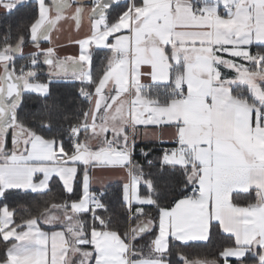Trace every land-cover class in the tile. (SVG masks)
<instances>
[{
    "label": "snow or ice",
    "instance_id": "6c2138e0",
    "mask_svg": "<svg viewBox=\"0 0 264 264\" xmlns=\"http://www.w3.org/2000/svg\"><path fill=\"white\" fill-rule=\"evenodd\" d=\"M33 2L27 36L9 26L0 42V198L47 196L54 180L65 198L34 214L0 206V264H264V0H128L115 17L121 0ZM25 6L0 0L6 15ZM85 14L88 31L68 38L78 54L60 57L53 31L79 33ZM95 49L108 53L96 75ZM54 79L79 82L87 103L67 128L55 104L21 115ZM142 131L171 137L155 174L134 158ZM115 169L126 222L91 190L93 170ZM220 234L214 257L181 250Z\"/></svg>",
    "mask_w": 264,
    "mask_h": 264
},
{
    "label": "trees",
    "instance_id": "16d2710c",
    "mask_svg": "<svg viewBox=\"0 0 264 264\" xmlns=\"http://www.w3.org/2000/svg\"><path fill=\"white\" fill-rule=\"evenodd\" d=\"M128 1L121 2L119 7L112 8L111 15L115 17L120 11H122L123 6ZM34 2L29 1L26 3L25 7H20L18 10L14 11L11 15H6V13H0V42L3 41L4 34L8 30L9 26L11 28V36L13 42H15V38L18 33L22 32L25 36H27L28 26L32 22V19L35 15L34 12ZM28 46V45H26ZM252 52L258 51L257 48L253 47L251 49ZM94 65H93V74H97V69L102 70L103 65L106 63L104 59L108 53L104 50H95L94 51ZM26 56V55H25ZM17 66L21 63H24V59L20 56L17 57ZM43 67V66H42ZM40 81L47 82L46 76H40ZM51 95L48 96L47 101L43 100L39 96L35 94H26L25 96V106L21 115H31V114H39L44 110L45 103L50 105L55 104L59 106L58 112L54 113V119L56 121V126L62 125L64 128H67L70 124H74L79 115L82 113V110L87 108V103L82 100L79 96V88L81 87L79 82H57L53 81L50 85ZM48 135H52L49 133ZM150 143H137L136 145V155L135 159L140 163L145 165V172H152L155 174L159 171V162L157 157L161 154V147ZM70 145L67 141V136H65V148H69ZM143 148L149 152L147 159L153 160L156 163V167L148 168L146 159L140 155V149ZM121 188L122 184L115 183L107 186L103 189L105 195L103 197V202L109 206V211L107 213H103L104 215L111 214L114 219L118 218L121 221L127 220V216L121 208L120 197H121ZM81 188L79 184L75 186V195H73L72 199H76L80 194ZM190 191V189H189ZM100 192V191H99ZM96 192V193H99ZM254 195V194H253ZM62 197L59 194V185L57 181H53L52 183V192H50L47 196H37L36 194H9L6 199H0V206L7 204L10 209H19L20 206H27L28 209L34 214L37 206L41 209L48 207L52 203H61ZM153 216L156 215L155 209L147 210ZM21 214H27L17 212V218ZM224 234L214 235L212 244L207 247H193V248H184L182 251L189 254L190 258L203 257L207 255L209 258L214 257L218 254L220 250V246L227 244V241L223 238ZM149 239V237H145L144 241H137L138 244L144 243ZM178 243V242H177ZM146 251V250H145ZM176 249H173L175 253ZM176 257L173 255V262L175 264ZM222 264V262H221Z\"/></svg>",
    "mask_w": 264,
    "mask_h": 264
},
{
    "label": "crops",
    "instance_id": "0c3cea01",
    "mask_svg": "<svg viewBox=\"0 0 264 264\" xmlns=\"http://www.w3.org/2000/svg\"><path fill=\"white\" fill-rule=\"evenodd\" d=\"M33 0H26V3ZM128 1V0H125ZM121 2H124L121 0ZM0 13H6V10L0 7ZM89 23L87 19V14H85V18L83 21V26L80 29L79 33L75 31L74 24H64L63 22L60 25V28L62 31L57 32L56 30L53 31L52 35L53 38L55 39L57 36H59V39L57 40V46H56V51L60 57H67V56H75L78 54L79 49L78 47L74 45H70L68 43V38L69 36L72 37H82L87 31H88ZM49 45L46 42H41V47H48ZM95 50H104V49H95ZM35 51L34 48L31 46H25L23 49V52L25 55H27L29 52ZM106 51V50H104ZM107 52V51H106ZM225 58H227V54H224ZM53 81L57 82H64L62 80H56L54 79ZM71 82V81H69ZM163 143L159 142L155 137H145L143 134V131L141 132V135L137 138V143H150L154 144L157 146H162V145H172L171 137L168 134L167 131L164 132L163 137H162ZM92 175L94 177L91 190L96 193L107 186L115 183H120L123 184V172L119 169L115 170H93ZM1 199V198H0ZM47 230V229H46ZM54 230H59V229H54ZM231 259V258H230Z\"/></svg>",
    "mask_w": 264,
    "mask_h": 264
},
{
    "label": "built area",
    "instance_id": "2783aa9c",
    "mask_svg": "<svg viewBox=\"0 0 264 264\" xmlns=\"http://www.w3.org/2000/svg\"><path fill=\"white\" fill-rule=\"evenodd\" d=\"M165 147H172V145H164L163 147H161V149L165 148ZM189 194H191V192L189 191Z\"/></svg>",
    "mask_w": 264,
    "mask_h": 264
},
{
    "label": "rangeland",
    "instance_id": "374dc122",
    "mask_svg": "<svg viewBox=\"0 0 264 264\" xmlns=\"http://www.w3.org/2000/svg\"><path fill=\"white\" fill-rule=\"evenodd\" d=\"M123 1H125V0H123Z\"/></svg>",
    "mask_w": 264,
    "mask_h": 264
},
{
    "label": "water",
    "instance_id": "95a60500",
    "mask_svg": "<svg viewBox=\"0 0 264 264\" xmlns=\"http://www.w3.org/2000/svg\"><path fill=\"white\" fill-rule=\"evenodd\" d=\"M113 8H115V7H113Z\"/></svg>",
    "mask_w": 264,
    "mask_h": 264
}]
</instances>
